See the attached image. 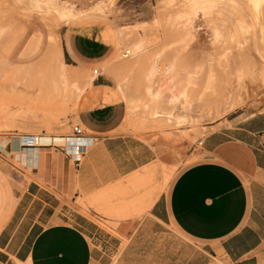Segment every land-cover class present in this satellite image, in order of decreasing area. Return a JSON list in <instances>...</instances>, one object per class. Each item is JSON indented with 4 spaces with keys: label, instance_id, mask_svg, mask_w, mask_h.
<instances>
[{
    "label": "crops",
    "instance_id": "crops-1",
    "mask_svg": "<svg viewBox=\"0 0 264 264\" xmlns=\"http://www.w3.org/2000/svg\"><path fill=\"white\" fill-rule=\"evenodd\" d=\"M93 29L62 41L64 62L85 77L112 54ZM126 115L98 71L64 121L84 132L78 165L61 151L71 135L29 148L0 140V264H264V115L226 119L197 146L128 135ZM193 158L158 189L165 168ZM133 187L145 189L127 196ZM144 196L145 216L125 206Z\"/></svg>",
    "mask_w": 264,
    "mask_h": 264
},
{
    "label": "rangeland",
    "instance_id": "rangeland-1",
    "mask_svg": "<svg viewBox=\"0 0 264 264\" xmlns=\"http://www.w3.org/2000/svg\"><path fill=\"white\" fill-rule=\"evenodd\" d=\"M263 1L252 9L249 0H0V140L71 135L73 126L64 128V121L95 70L110 77L125 100L124 132L152 143L197 146L226 119L264 115ZM91 24L112 44V54L85 77L64 62L62 41ZM139 44L140 58L122 57ZM228 102L240 104L223 115ZM169 110L188 123L154 120L155 112ZM195 161L165 168L158 189L168 192ZM141 198L125 206L142 205L145 216Z\"/></svg>",
    "mask_w": 264,
    "mask_h": 264
},
{
    "label": "bare ground",
    "instance_id": "bare-ground-1",
    "mask_svg": "<svg viewBox=\"0 0 264 264\" xmlns=\"http://www.w3.org/2000/svg\"><path fill=\"white\" fill-rule=\"evenodd\" d=\"M41 1V0H40ZM52 1V0H51ZM250 1V3L253 5V7L254 8H252V9H258V3H259V1L260 0H249ZM263 1V0H262ZM62 2H64V1H62ZM264 2V1H263ZM43 3V2H42ZM59 3V2H58ZM46 4V3H45ZM65 4V3H64ZM63 4V5H64ZM43 5V4H42ZM68 5H70L69 3H68ZM249 5V4H248ZM247 5V6H248ZM41 7V6H40ZM42 8H43V6H42ZM52 9V8H51ZM67 9V8H66ZM56 10H57V8H56ZM65 10V9H64ZM69 10V9H68ZM55 12V11H54ZM74 12H75V10H74ZM77 12V11H76ZM256 12V11H255ZM58 13V12H57ZM78 13V12H77ZM82 13V12H81ZM61 15V14H60ZM63 15V14H62ZM77 15H79V14H74V16H77ZM66 18V17H65ZM75 18H77V17H75ZM258 18V17H257ZM57 19V18H56ZM224 23V22H223ZM222 23V24H223ZM238 24H240V23H238ZM222 26V25H221ZM242 26V25H241ZM237 27V26H236ZM184 28V27H183ZM45 29V28H44ZM215 36V35H214ZM192 38V37H191ZM133 47L135 48V50H128V51H131L132 52V54H131V60L132 59H137V58H140L142 55H143V51H144V49H143V46H142V44H139V45H133ZM52 49V48H51ZM52 53V52H51ZM60 54V53H59ZM51 55V54H50ZM61 56V55H60ZM139 60V59H138ZM171 69V68H170ZM153 74V73H152ZM150 76H151V74H150ZM67 78V77H66ZM73 83V82H72ZM173 98V97H172ZM172 100V99H171ZM174 100V99H173ZM176 100V99H175ZM229 101H230V99H229ZM172 102V101H171ZM32 103V102H31ZM33 104V103H32ZM31 104V105H32ZM240 103H235V102H228V103H226V106L221 110V114H225V113H229L230 111H232V110H234L235 109V107H237L238 105H239ZM34 106V105H33ZM37 106V105H36ZM45 106V105H44ZM170 106H171V104H170ZM28 107V106H27ZM158 108H160V107H158ZM31 110V109H30ZM44 110H46L45 108H44ZM169 112H170V110H169ZM219 115V114H218ZM152 116H154L153 118H154V120L155 119H159V122L160 121H165L166 123H168L169 125H172V126H183V125H185V124H187L188 123V121H187V117L184 115V116H180V117H176L172 112H170V113H163V112H155ZM189 117V116H188ZM53 139V138H52ZM40 142H41V144H49V143H57V144H64V143H66L65 142V140H63V139H61V138H56V139H54V140H51V138H49V137H43V138H41V140H40ZM15 143H17L18 144V140H15ZM148 178V177H147ZM149 179V178H148ZM149 185H150V183H149ZM151 189V188H150ZM151 191V190H150ZM149 203V202H148ZM148 205V204H147Z\"/></svg>",
    "mask_w": 264,
    "mask_h": 264
},
{
    "label": "built area",
    "instance_id": "built-area-1",
    "mask_svg": "<svg viewBox=\"0 0 264 264\" xmlns=\"http://www.w3.org/2000/svg\"><path fill=\"white\" fill-rule=\"evenodd\" d=\"M132 52L131 51H126L123 53L122 57L124 59H127L131 56ZM94 75L98 76V71H94ZM84 134L83 129L80 126H73L72 127V134L71 138L74 141H71L72 143L70 144V148L66 150V145L63 147V150H61L64 153H67L74 162L78 165L81 161V159L85 156L86 153V148H85V143L80 142L79 140L81 139L82 135ZM18 140V147L19 148H29V147H41L42 144L40 142L41 138L39 136H21L17 138ZM66 143H68L67 139ZM199 145L202 144V141L198 142ZM66 148V149H65ZM65 149V150H64ZM218 264H223V263H218Z\"/></svg>",
    "mask_w": 264,
    "mask_h": 264
}]
</instances>
